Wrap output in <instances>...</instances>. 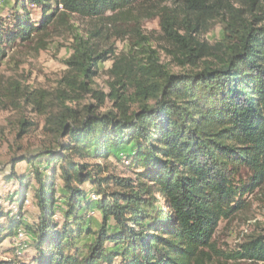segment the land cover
<instances>
[{"label":"trees","instance_id":"obj_1","mask_svg":"<svg viewBox=\"0 0 264 264\" xmlns=\"http://www.w3.org/2000/svg\"><path fill=\"white\" fill-rule=\"evenodd\" d=\"M156 2L153 17L182 74L162 64L143 35ZM31 6L41 12L38 23ZM11 12L12 24L0 16V67L19 45L44 50L51 31L73 30L74 17L93 28L72 34L55 93L17 84L4 91L44 116L45 142L38 155L12 162L31 172L13 169L8 178L21 186L19 214L5 216L0 243L23 229L32 264H215L223 256L214 241L220 223L245 211V197L264 184V0H14ZM217 21L222 39L201 41ZM105 29L129 40V50L105 48ZM112 57L106 94L94 81ZM87 97L96 106L83 107ZM21 127L20 137L34 126ZM110 160L127 163L135 177L110 174L102 164ZM29 193L38 211L31 225L22 215ZM93 209L102 216L96 232L85 224ZM92 235L82 255L76 245ZM231 257L264 263V237Z\"/></svg>","mask_w":264,"mask_h":264},{"label":"rangeland","instance_id":"obj_2","mask_svg":"<svg viewBox=\"0 0 264 264\" xmlns=\"http://www.w3.org/2000/svg\"><path fill=\"white\" fill-rule=\"evenodd\" d=\"M13 4L14 0H0V16L9 24H12L13 20L11 14ZM156 4L152 10L148 8L149 15L144 16L145 19L142 23L143 35L149 39L153 50L159 55L161 63L168 66L172 73L182 74L184 70L177 65L171 55L173 50L164 39L159 25V18L153 17V12L156 11L155 7L160 6L158 2ZM30 10L32 12L31 18L35 23H38L41 20L40 10L32 6ZM72 25V32L61 28L51 31L50 37L47 39V47L44 50L37 51L36 43L33 45H19L11 49L8 52V57L0 67V224L7 221L5 216L9 215L12 218L19 214L17 204L21 186L17 181L8 179L12 170L14 169L20 176H28L31 172V167L27 163L14 166L12 164L13 160L26 154L30 156L38 155L45 142L44 116L24 101L20 102L13 100L10 96H5L4 91L10 90L12 85L17 84L22 89H29L30 92L44 90L51 94L55 93L60 87L61 80L68 72L66 64L72 55V34L74 32L84 34L93 28L91 22L77 17L73 18ZM104 33L107 34L106 37H110V41L105 48L114 46L117 55L126 53L129 50V40L116 39L112 32L108 34L107 29L104 30ZM222 37V21H217L212 25L211 30L201 34L199 39L209 45H215ZM113 63L114 57L100 65L99 75L94 81L96 90L106 94L110 92L112 79L109 76V71ZM96 104L90 97H87L82 106H96ZM110 107L111 103H107L106 109ZM104 112L105 109L100 110V113ZM23 121L32 123L34 127L29 130L27 135L20 137L21 122ZM102 164L109 169L110 174L123 178L135 177V170L128 167L127 163L124 165L110 160ZM42 168H44V165H42ZM242 176L246 179V172ZM31 182L34 183L33 178ZM85 190L89 191V197L93 202L100 199L90 186H86ZM31 196V193L27 195L22 213L25 224L29 225L34 224L38 218V211L31 203ZM245 200L248 208L232 220L221 222L218 227L214 241L223 256L216 260L215 264H250L247 261H236L231 256H235L236 252L240 251V246L250 241L251 238L264 237V184L254 193L247 195ZM60 217L59 212L56 218L60 219ZM101 222L100 212L97 209L90 210L86 217V226L96 232ZM93 240V235L85 237L77 243L76 249L82 255L85 254L87 246ZM34 256L32 245L23 229L18 233L16 239H9L0 243V264H32Z\"/></svg>","mask_w":264,"mask_h":264},{"label":"built area","instance_id":"obj_3","mask_svg":"<svg viewBox=\"0 0 264 264\" xmlns=\"http://www.w3.org/2000/svg\"><path fill=\"white\" fill-rule=\"evenodd\" d=\"M96 199V197H94ZM28 203V202H27Z\"/></svg>","mask_w":264,"mask_h":264}]
</instances>
